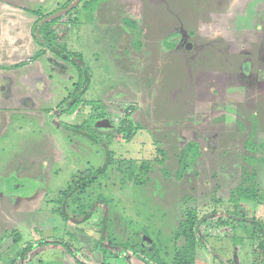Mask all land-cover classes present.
<instances>
[{
	"label": "rangeland",
	"instance_id": "374dc122",
	"mask_svg": "<svg viewBox=\"0 0 264 264\" xmlns=\"http://www.w3.org/2000/svg\"><path fill=\"white\" fill-rule=\"evenodd\" d=\"M89 1L66 13L76 0H0V264H145L133 253L148 242L171 263L181 215L213 211L200 230L219 246H198L195 264H254L253 224L227 214L264 223V195L229 202L244 156L264 158L244 146L264 143V0ZM46 40L81 55L84 93Z\"/></svg>",
	"mask_w": 264,
	"mask_h": 264
},
{
	"label": "trees",
	"instance_id": "16d2710c",
	"mask_svg": "<svg viewBox=\"0 0 264 264\" xmlns=\"http://www.w3.org/2000/svg\"><path fill=\"white\" fill-rule=\"evenodd\" d=\"M83 0H76V5L82 2ZM103 0H90L85 6L86 8L90 9H96L100 2ZM67 8V7H66ZM60 11V10H59ZM49 15V14H48ZM58 15V14H57ZM54 16L51 18V22H54L57 20V17ZM46 17V16H45ZM44 17H42L43 19ZM178 32V31H177ZM43 39V38H42ZM46 39H49V36L46 37ZM47 49L54 52L56 55H59L62 59L66 60L67 62L72 63L77 70L81 73V75L84 78V84L83 87H81L82 93H84L90 83L89 75L84 67L83 60L81 58V55L78 53H70L66 50L65 47H53L50 45L49 40H46V43H44ZM44 50L38 51L37 54L34 57H37L38 55L42 54ZM78 96L74 95L71 101L68 103L69 106L74 105V103L78 100ZM86 125V124H85ZM71 126L76 131L81 132L88 131L87 126ZM65 126L70 127L69 125L65 124ZM92 139H95V134L89 135ZM109 139L108 141L112 140L111 135L107 136ZM244 146L247 149L248 152L258 153L262 152L264 153V143L256 144L252 138V135H247V138L244 142ZM109 155V154H108ZM244 161L252 165L249 170L242 165L240 170V181L236 186H234L230 191V198L229 202L233 203V205H237V201L239 198H245L252 200L254 202H258L260 200L261 195H264V189L259 187V183L257 181V173L254 168L257 161H261V163L264 164V158H261L260 160H257L252 155H245ZM105 171V167H100L95 170L85 171L84 173L79 176V178L74 177L72 182L69 184V188L65 192V194L68 192L67 195H72V193L77 192L78 190H81L85 187H87L92 181H94L98 175L103 174ZM78 200V199H77ZM66 204L62 203L61 208L65 207ZM86 205L79 204L78 205V211L80 213V217L73 216V221L75 224H82L90 219V217L94 213L95 204L92 203L87 206V209L84 210ZM217 215V212H209L205 215H203L201 218L196 219L195 216H193L191 213L188 215L187 213L181 215L180 220L178 222V225L176 227L175 231V255L173 258V261L171 263H161V264H195L196 261V248L198 246H203L206 249H209L211 251H216V246H219L218 241L219 238H210V236H204L201 233L200 227L202 224L206 223L209 219L215 217ZM228 217H231L235 221L239 222H248L250 224H253V228L256 229L257 227L259 230L256 232V230H252L253 233L251 236V239L253 240V260L252 262L254 264H264V223L261 222V220H258L255 216L248 218L243 215L239 214H227ZM64 219L69 217V215L63 216ZM71 218V217H70ZM13 245H16L20 239L21 235L18 231H12L10 233ZM234 237V238H232ZM233 240V245H238L239 242H241V238L237 237L235 234L234 236H231ZM55 244H63V242H52ZM108 243H111L109 240ZM212 244V246L210 245ZM121 247L120 245H118ZM65 247V246H64ZM124 247V246H123ZM32 248L31 245H28L26 248H24V251H28ZM143 249H137V253H133L136 255L140 260H142L145 264H154L152 257H148L144 253L147 252V250H153L154 246H151V243L144 244L142 247ZM222 248V247H221ZM68 250V249H67ZM218 250L220 252V247H218ZM73 254V252H70ZM229 261V262H228ZM223 264H234L230 260H221ZM82 264V262H79ZM11 264H17L16 262H11ZM101 264H109L101 262ZM115 264V263H112Z\"/></svg>",
	"mask_w": 264,
	"mask_h": 264
},
{
	"label": "flooded vegetation",
	"instance_id": "af4514ba",
	"mask_svg": "<svg viewBox=\"0 0 264 264\" xmlns=\"http://www.w3.org/2000/svg\"><path fill=\"white\" fill-rule=\"evenodd\" d=\"M75 3H76V2H75ZM75 3H74V4H75ZM80 3H81V2H80ZM80 3H79V4H80ZM79 4H78V5H79ZM78 5H75L74 7H70V8H68V11H66V13H69L73 8H76ZM97 8H98V7H97ZM97 8H96V9H97ZM66 13H65V14H66ZM57 16H60V15L58 14ZM41 17H45V16L42 15ZM251 65H252V63H251ZM246 68H247V67H246ZM249 70H250V69H249ZM76 96H77V95H76ZM57 125H58V124H57ZM60 125H61V124H60ZM62 125L65 126V124H62ZM71 126H73V125H71ZM75 131H76V130H75ZM78 132H79V131H78Z\"/></svg>",
	"mask_w": 264,
	"mask_h": 264
},
{
	"label": "water",
	"instance_id": "95a60500",
	"mask_svg": "<svg viewBox=\"0 0 264 264\" xmlns=\"http://www.w3.org/2000/svg\"><path fill=\"white\" fill-rule=\"evenodd\" d=\"M58 125H60V123H58Z\"/></svg>",
	"mask_w": 264,
	"mask_h": 264
}]
</instances>
